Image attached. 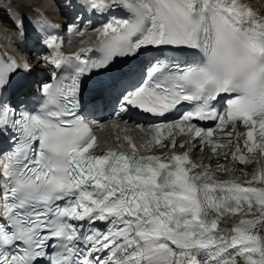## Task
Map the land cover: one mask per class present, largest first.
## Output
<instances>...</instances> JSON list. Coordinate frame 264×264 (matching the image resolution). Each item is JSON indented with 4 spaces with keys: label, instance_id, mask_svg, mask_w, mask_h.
I'll use <instances>...</instances> for the list:
<instances>
[{
    "label": "snow or ice",
    "instance_id": "6c2138e0",
    "mask_svg": "<svg viewBox=\"0 0 264 264\" xmlns=\"http://www.w3.org/2000/svg\"><path fill=\"white\" fill-rule=\"evenodd\" d=\"M23 3L0 0V21L23 39L27 22L50 51L34 83L29 61L0 55V264H264V167L222 179L237 169L193 159L264 160V13L246 0H62L61 24L12 10ZM85 21L98 47L65 54L60 30L83 36ZM138 59L111 115L176 118L101 149L89 81Z\"/></svg>",
    "mask_w": 264,
    "mask_h": 264
},
{
    "label": "bare ground",
    "instance_id": "6f19581e",
    "mask_svg": "<svg viewBox=\"0 0 264 264\" xmlns=\"http://www.w3.org/2000/svg\"><path fill=\"white\" fill-rule=\"evenodd\" d=\"M30 1L32 2L33 0H27V1H24L23 4L15 5V6H13V8H15V7H17V8H22V11H23V8H31ZM42 1H44V4H52V3H53V0H42ZM253 1L258 5L260 11H261L262 13H264V0H253ZM20 13H21V12H20ZM27 16H28V14H27ZM28 17H29V16H28ZM27 27H28V26H27ZM0 28L5 29V26L3 27V22H2V21H0ZM31 29H32L31 27H28V38H27V39H23V38L21 37V38L25 41V44L27 45V48L29 49V54L34 55V54L32 53V50H34V51L39 50V51H40V54L48 55L50 50L45 49L44 47L39 46V45L36 44V42H35L36 33L33 32ZM4 34H5V33H4ZM34 44H36L38 48H35V47H34ZM0 50H1V51L3 50V51L5 52V54H11V55H12L11 51L9 52V51L5 48V46H4V44H3V40L1 39V34H0ZM33 60H34V61L32 62V63H33L32 65H33V69H34V71H35L36 69H41V70H44L42 74H44V73L46 74V73L48 72L47 67L43 66V65L40 63V60H41L40 57H38V56L36 57V55H34ZM42 74H41V75H37L36 78H35V81L38 80V79H41V78H42ZM199 155H200V157L203 158L207 163H211V165H216L217 163H220V162H222V161L224 160V159H216V158L211 154V152H210V151H207V150H205V152H203V153H200V152H199Z\"/></svg>",
    "mask_w": 264,
    "mask_h": 264
},
{
    "label": "rangeland",
    "instance_id": "374dc122",
    "mask_svg": "<svg viewBox=\"0 0 264 264\" xmlns=\"http://www.w3.org/2000/svg\"><path fill=\"white\" fill-rule=\"evenodd\" d=\"M24 1H27V0H24ZM18 10H19V12L23 13L26 17L30 16V14L28 13V8H23V11H22V8H18ZM27 14H28V16H27ZM2 22H5V29H3V33L9 32L11 30L16 32L15 26L12 24V22L6 16L3 18ZM26 24H27V22H26ZM3 27H4V23H3ZM6 27H8L7 30H6Z\"/></svg>",
    "mask_w": 264,
    "mask_h": 264
}]
</instances>
